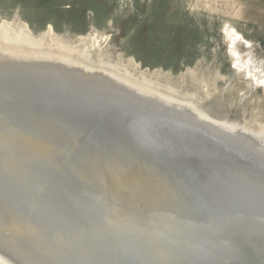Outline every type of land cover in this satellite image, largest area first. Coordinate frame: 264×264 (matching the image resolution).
Returning <instances> with one entry per match:
<instances>
[{"label":"water","instance_id":"95a60500","mask_svg":"<svg viewBox=\"0 0 264 264\" xmlns=\"http://www.w3.org/2000/svg\"><path fill=\"white\" fill-rule=\"evenodd\" d=\"M64 98L69 101L56 107L52 102L28 106L33 116L47 118L58 143L57 158L31 160L33 181L27 186L44 189L48 204L37 218L45 212L58 216L53 227L63 229L59 220L70 219L85 229L64 231L55 246L69 245L90 262L108 255L97 264H264L263 157L199 129L193 119L203 118L193 107H183L193 119L181 115L179 119L145 111L136 115L112 101L99 106ZM22 126L27 128L30 122ZM222 128L264 151L263 138ZM96 149L105 155L119 151L128 167L139 161L158 185L152 192L142 183L136 185V195L130 194L127 205L115 204L84 173L82 154ZM55 199L60 201L53 204ZM142 199L147 206L141 207ZM17 205L20 208V202ZM53 232L52 228L50 236ZM21 249L17 244L0 247V264H27L25 256L32 257L34 251L28 255Z\"/></svg>","mask_w":264,"mask_h":264},{"label":"rangeland","instance_id":"374dc122","mask_svg":"<svg viewBox=\"0 0 264 264\" xmlns=\"http://www.w3.org/2000/svg\"><path fill=\"white\" fill-rule=\"evenodd\" d=\"M263 21L264 0H0V50L38 58L50 75L75 66L77 74L60 72L66 80L108 77L136 94L190 103L210 124L258 134Z\"/></svg>","mask_w":264,"mask_h":264},{"label":"bare ground","instance_id":"6f19581e","mask_svg":"<svg viewBox=\"0 0 264 264\" xmlns=\"http://www.w3.org/2000/svg\"><path fill=\"white\" fill-rule=\"evenodd\" d=\"M18 58L20 57H17V55L10 56L0 50V134H6L5 137L0 138V149L2 148V151L0 150V247L17 244L22 246L21 250L25 251L24 254L30 255V251H34L32 252L34 254H31L32 257L25 256L27 264L103 263L108 258L107 254L98 255L90 262L84 257L81 258L76 251L69 250L70 246L67 244V246L61 244L55 246L62 239L64 231L84 233L85 229L81 225H73L70 219H60L59 222L63 227L60 230L59 227H53L57 226L53 225L58 220L57 215H46L44 212L41 217L37 218V215L40 214L39 211L42 212L43 208L48 207V204L44 201L46 192L44 189L40 191L39 188L36 191L34 184L33 186H27L29 182L33 181L30 172L31 160L57 158L58 143L53 137V128L45 123L47 118L40 115L33 116L30 112L32 109L28 106L39 108L45 103L50 102L51 104L52 102L54 103L52 106L56 107L57 104H66L63 103L66 100L64 96L68 95L70 99L73 98L74 101L83 105L95 102L100 106V104L109 101L117 102L119 105H126L135 110L136 115L145 111L146 114L177 115L179 119H183L180 117H192V119L194 117L181 104L176 103L175 105L172 100L166 101L162 98H154L149 94H136L137 92L134 93L135 91L130 86L117 85L112 80H108V77L98 79L96 77L74 76L66 80L65 77L62 78L60 72L69 74V76L77 74L74 73L77 72L74 69L75 66H67L63 71L59 70L60 72H57V74L50 75L47 74L48 71L46 72L43 69V71H40L36 64L39 61L38 58L27 61H21ZM44 63L50 65L48 60H44ZM185 106L197 109L196 106L190 103ZM100 110H97L96 116L101 113ZM197 111L203 118V120L193 119H196V125H200L199 129L206 128L235 145L245 146L256 157L261 156L264 158L262 156L264 151L254 146L251 141L242 139V136L236 135L237 133L231 134L227 130H223L222 126H227L226 122L217 123L218 125L210 124L207 114L203 111L200 112L199 109ZM26 121L30 122V126L24 128L22 124ZM227 127L243 131V128H239L236 124ZM246 134L256 135L259 139H264V133L253 134L246 131ZM82 155V162L86 165L84 167L85 175H90L92 180H96V185L102 190L101 193L104 196H109L115 204H126L127 199L131 196L130 194L136 195L133 189L136 185L142 183L143 186H148L151 192L158 185L157 181L154 182L148 178L147 169L139 161H135L131 167L126 166L125 155L119 151H112L105 155L100 149H96L95 152L89 150ZM15 159L18 163L13 162L11 164ZM7 189L10 191L6 192ZM148 196L150 199L154 198V195ZM28 199H30L29 204H27ZM57 201L60 200L55 199L53 204ZM139 201H141V207L147 206V203L144 204L146 200ZM4 202L7 203V206L3 204ZM16 202H20L21 209ZM131 207L138 208L136 204ZM42 217H44L43 221L41 220ZM36 218L39 221H36ZM52 220H54L53 223ZM52 228L56 232H53L50 236ZM58 230L61 232H57ZM139 233L141 232L139 231ZM31 243H33L32 246ZM82 245L87 247L84 243ZM95 245L99 246L101 244L95 242ZM41 252L43 254H40ZM117 257L118 255L116 256L117 261L121 259L120 255ZM65 258L66 260H64Z\"/></svg>","mask_w":264,"mask_h":264},{"label":"crops","instance_id":"0c3cea01","mask_svg":"<svg viewBox=\"0 0 264 264\" xmlns=\"http://www.w3.org/2000/svg\"><path fill=\"white\" fill-rule=\"evenodd\" d=\"M263 20V19H262ZM263 23H264V21H263Z\"/></svg>","mask_w":264,"mask_h":264}]
</instances>
